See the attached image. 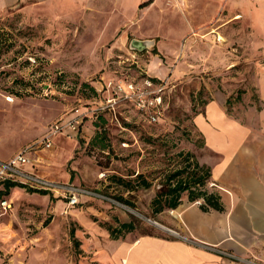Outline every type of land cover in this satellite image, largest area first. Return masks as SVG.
<instances>
[{"label": "rangeland", "instance_id": "1", "mask_svg": "<svg viewBox=\"0 0 264 264\" xmlns=\"http://www.w3.org/2000/svg\"><path fill=\"white\" fill-rule=\"evenodd\" d=\"M67 17L45 9L0 17V156L42 140L61 119L77 115L81 121L73 135H55L51 149L34 155L33 170L54 181L55 190L17 186L0 194V264H90V250L112 240L105 226L124 221L137 225L130 235L173 238L204 248L214 245L236 255L233 260L238 263L264 264L260 252L239 255L191 234L177 211L213 217V210L201 209L203 199L189 201L184 194L176 209L156 214L152 210L164 174L186 163L180 151L192 152L211 170L220 161L197 122L199 116L206 117L212 99L229 97L230 110L226 103L224 110L233 121L249 126L253 118L258 123V114L249 108L260 105L255 65L241 60L231 69L222 62L219 74H179L174 65L165 66L161 60L150 66L147 51L153 46L133 49L132 38L124 46L128 50L124 56L102 59L90 29L82 20ZM207 62L191 60L189 67ZM149 79L152 87H147ZM109 81L161 88V119L150 120L137 108L136 99L116 93ZM82 82L98 93L82 88ZM98 115L106 120L105 150L92 143L103 130L95 126L102 122ZM138 173L153 182L150 188L126 186L119 180H135ZM5 179L0 177V191ZM216 183L212 178L208 188L222 193ZM70 193L77 195L74 205ZM122 196L134 205L120 201ZM73 228L80 245L71 236Z\"/></svg>", "mask_w": 264, "mask_h": 264}, {"label": "crops", "instance_id": "2", "mask_svg": "<svg viewBox=\"0 0 264 264\" xmlns=\"http://www.w3.org/2000/svg\"><path fill=\"white\" fill-rule=\"evenodd\" d=\"M39 9L82 20L102 59L124 56L132 38L150 41V66L161 60L179 74H219L222 62L231 69L241 60L255 65L261 109L249 108L258 123L233 121L224 110L229 97L220 95L206 105V117L197 118L208 147L221 155L211 171L224 209L211 208L209 218L184 210L177 214L194 237L239 255L260 252L264 260V0H0V17ZM191 60L209 62L189 67ZM132 232L90 250V264H242L182 240Z\"/></svg>", "mask_w": 264, "mask_h": 264}, {"label": "trees", "instance_id": "3", "mask_svg": "<svg viewBox=\"0 0 264 264\" xmlns=\"http://www.w3.org/2000/svg\"><path fill=\"white\" fill-rule=\"evenodd\" d=\"M156 52V50H155ZM152 80H156L154 77ZM82 88H89L95 94L98 93L97 89L88 84L87 82L81 83ZM240 96V95H239ZM228 109L231 106V100L227 101ZM259 109L261 106L259 105ZM230 110V109H229ZM101 118V123H95L96 127L102 126V132H97L94 137L92 143L98 144L103 150L109 147L108 142L106 141L107 130L105 127V119L102 115H98ZM101 134L105 137H102ZM181 156L185 157L186 163L181 165L173 170H168L164 174V179L161 187L157 191L155 197L152 200V210L153 212L160 213L163 210L176 209L183 202L184 194H187L189 201H195L197 199H203L201 203V207L203 210L208 211L211 208L217 210H223L224 206L221 201V196L217 191H211L208 188V182L212 178L211 167L202 164L195 157V155L190 151H180ZM119 180L123 182L126 186H132L134 188H150L153 184L146 176L142 173H138L135 180H126L124 177H120ZM4 190L0 191L1 195L8 194L13 187L21 186L26 188L27 190L35 191V189L29 187L27 184L14 181L11 179H5ZM38 190V189H37ZM44 193H47L46 190H41ZM119 200L127 203L129 205H134L132 201H129L125 197H119ZM105 228L109 231L111 238L118 239L120 237L125 236L127 233L134 231L137 229V225L134 221H124L119 222L118 226L108 225ZM75 229L71 230V236L74 239V242L77 245H80L79 239L76 237Z\"/></svg>", "mask_w": 264, "mask_h": 264}, {"label": "built area", "instance_id": "4", "mask_svg": "<svg viewBox=\"0 0 264 264\" xmlns=\"http://www.w3.org/2000/svg\"><path fill=\"white\" fill-rule=\"evenodd\" d=\"M152 80V79H151ZM150 79L146 81L147 87H152V81ZM108 86H112L114 91L118 94L125 93V98H134L137 100V108L143 113L148 114L150 120L159 121L162 117V95L159 94L161 88H153L146 90L141 88L139 84L134 81H109ZM78 116L73 118L61 119L54 123L49 134L42 140L28 144L18 151L10 160L0 161V177L21 180L20 182L30 185L32 188H45L55 190L56 184L45 177H41L35 173L33 167L35 165L34 155L40 150L51 149L53 145V137L55 135L64 133L70 134L75 133L80 124ZM70 204L74 205L77 203L78 198L76 194L70 193ZM4 202L3 204H6ZM207 248L216 251L218 254L223 255L227 258L236 259V255L229 251H223L216 249L214 245L206 244ZM214 247V248H212ZM238 259H240L238 257Z\"/></svg>", "mask_w": 264, "mask_h": 264}, {"label": "water", "instance_id": "5", "mask_svg": "<svg viewBox=\"0 0 264 264\" xmlns=\"http://www.w3.org/2000/svg\"><path fill=\"white\" fill-rule=\"evenodd\" d=\"M150 46V41H139V40H133L131 42V47L133 49H139L142 50L145 47H149Z\"/></svg>", "mask_w": 264, "mask_h": 264}, {"label": "bare ground", "instance_id": "6", "mask_svg": "<svg viewBox=\"0 0 264 264\" xmlns=\"http://www.w3.org/2000/svg\"><path fill=\"white\" fill-rule=\"evenodd\" d=\"M12 100V99H11Z\"/></svg>", "mask_w": 264, "mask_h": 264}]
</instances>
